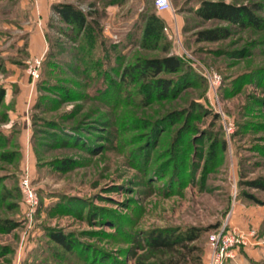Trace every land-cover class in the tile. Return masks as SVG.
Instances as JSON below:
<instances>
[{"label":"rangeland","instance_id":"obj_1","mask_svg":"<svg viewBox=\"0 0 264 264\" xmlns=\"http://www.w3.org/2000/svg\"><path fill=\"white\" fill-rule=\"evenodd\" d=\"M201 1L171 0L174 11L158 13L155 0H65L88 13L76 33L36 0H0V264H202L210 235L236 211L264 213L247 196L264 202L249 185L264 178V0H223L250 6L258 26L204 20ZM151 13L164 23L145 38ZM212 28L222 38L197 40ZM169 55L184 62L174 92L138 100L145 81L124 83L122 69ZM24 176L38 198L32 211ZM255 226L262 243L251 247L264 249V214ZM190 228L202 233L186 247L145 242Z\"/></svg>","mask_w":264,"mask_h":264},{"label":"trees","instance_id":"obj_2","mask_svg":"<svg viewBox=\"0 0 264 264\" xmlns=\"http://www.w3.org/2000/svg\"><path fill=\"white\" fill-rule=\"evenodd\" d=\"M52 11L59 15V20L66 24H70L76 33H85L87 28H89L90 20L88 18V13L72 3L62 2L54 4ZM196 13L204 20L218 19L234 24L244 25L249 23L256 26L260 23V19L255 15L250 6L246 4L226 2L223 0H202L201 4L196 9ZM145 18L147 20L144 26L145 38L155 36L154 33H157L156 30L162 27L164 22L156 13H151ZM223 30L225 29L212 28L200 30L197 33V40H219L224 34L221 32ZM90 31L91 29L87 35H85V42L89 46L88 49H93V47L96 46V41L98 40L96 36L97 32ZM158 35H160V33ZM136 64V66L134 64L132 66H128L127 68L124 67L119 75L124 83H126L129 79H135V74L139 75L138 79L145 81L143 85V92L138 91V100L148 99L150 96H165L172 94V92L176 89L177 82L179 83L180 79L177 80L178 77H171V74L175 75L179 73L184 67V62L181 59L170 55L162 58L140 59ZM98 71L102 72L100 68ZM114 72L118 74L117 68L114 69ZM110 87L112 89H116L114 88L115 85H111ZM5 94V86L0 85V105L5 98ZM185 132L186 131L181 129L177 134L178 138L181 139ZM57 167L60 169L65 168L64 165H58ZM160 170H162V167H160ZM176 177L177 175L171 176L170 182H168V187H172L173 183L177 180ZM249 185L254 188L264 190V178L259 179V181H252ZM247 196L256 201L257 204L264 205V202L255 198L250 193H248ZM201 233L202 230H199L198 228L186 229L183 233L171 232L168 234H160L151 232L145 242L149 247L154 249H169L178 245L186 247L189 242L197 239ZM52 236L61 245L71 248L70 242L65 235L61 233H54ZM139 264L149 263L140 262Z\"/></svg>","mask_w":264,"mask_h":264},{"label":"built area","instance_id":"obj_3","mask_svg":"<svg viewBox=\"0 0 264 264\" xmlns=\"http://www.w3.org/2000/svg\"><path fill=\"white\" fill-rule=\"evenodd\" d=\"M155 9L158 13L173 12L171 0H155ZM40 59H34L29 65V73L36 79L40 75ZM203 75L213 87L222 81V75L218 72L204 69ZM21 187L25 195L26 202L32 211L38 204V198L31 187V179L24 176L21 179ZM258 228L255 225L242 227L238 225L224 224L209 237V252L202 264H226L235 260L241 249L251 247L262 242L258 238Z\"/></svg>","mask_w":264,"mask_h":264},{"label":"crops","instance_id":"obj_4","mask_svg":"<svg viewBox=\"0 0 264 264\" xmlns=\"http://www.w3.org/2000/svg\"><path fill=\"white\" fill-rule=\"evenodd\" d=\"M64 1L65 0L63 1L62 0H36V4H37L36 7L39 13L46 15V14H50L54 4L62 3ZM117 1L118 2H116L110 7H115V8L118 7L119 0ZM134 7H135L134 4L128 5L127 9L129 8L134 9ZM111 10H114V8H112ZM38 41H41V40L38 39ZM33 43H34V40H33ZM255 211L256 210H253V209L251 211H247V209L240 210V211L238 210V212L236 211L233 215V220H232L234 222L233 225H238L242 227H248L250 225H255V224L260 225L261 221L263 220L264 213L261 212L262 215L261 214L255 215ZM257 262H264V249L263 247H260V246L243 248L238 253L237 258L235 260L230 261L227 264H257Z\"/></svg>","mask_w":264,"mask_h":264}]
</instances>
